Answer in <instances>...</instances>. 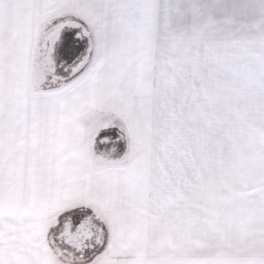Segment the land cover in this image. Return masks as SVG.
Listing matches in <instances>:
<instances>
[{
	"label": "snow or ice",
	"instance_id": "snow-or-ice-1",
	"mask_svg": "<svg viewBox=\"0 0 264 264\" xmlns=\"http://www.w3.org/2000/svg\"><path fill=\"white\" fill-rule=\"evenodd\" d=\"M0 264H264V0H0Z\"/></svg>",
	"mask_w": 264,
	"mask_h": 264
}]
</instances>
